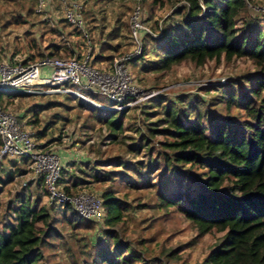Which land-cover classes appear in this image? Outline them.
Instances as JSON below:
<instances>
[{"label": "rangeland", "instance_id": "1", "mask_svg": "<svg viewBox=\"0 0 264 264\" xmlns=\"http://www.w3.org/2000/svg\"><path fill=\"white\" fill-rule=\"evenodd\" d=\"M79 1L85 8L87 7L89 21L87 31L93 45L91 58L95 63L97 62L95 67L106 73L113 72L116 60L137 49L131 34V18L137 7L144 9V20L146 26L151 27L153 37L144 39L148 48L144 59L139 62H128L134 84L140 92H144L143 97L149 96L139 102V106L148 104V100L160 94H166L170 99L180 94L186 95L188 101L194 100L199 106L204 125L209 127L210 135L211 122L229 119L231 123H239L244 120L245 112L240 105L232 108L226 105L229 89L207 91V87L212 84L227 86L233 80H238L246 87L253 86V83L248 81V76L255 71L251 61L240 59L228 63L222 60L219 64L209 62L203 67L185 62L173 66L170 71L154 70L159 67V52H161V46L156 40L161 38L162 29L167 30L170 24L176 27L182 24L184 14L175 15L176 8L181 4L161 6L154 5L153 0ZM36 8L37 0H0V64H19L26 60H38L41 54L53 52L55 46L62 48L59 57L65 59L89 54L90 45L82 34L67 25L64 20L44 21L48 20L44 17L45 14H37ZM248 8L250 16L262 20L264 0H250ZM59 16L64 17L63 11ZM240 26H243V22ZM249 33H253V25ZM72 50L77 51L74 54ZM48 72H43L42 76H50L49 69ZM69 87L71 86H67ZM82 92L85 96L88 95L87 91ZM91 98L95 104L79 96H57L46 91L42 94H16L6 98L3 105L6 111L21 117L20 121L33 134L37 145L46 147L45 149L56 154L58 151L73 154L71 157L73 161L70 162L63 176L65 183L60 184V189H63L67 183L72 185L78 182L79 185L71 190L75 195L88 194L99 199L105 189H113L127 204L129 209L124 220L116 228L100 226L104 220L95 222L101 233H104V230H114L121 241L130 244L132 250L140 253L149 264H201L209 251L217 245L222 234L214 231L199 237L193 223L181 215L176 208L158 207L156 188L150 189L146 185H138L130 189L126 183L131 177L134 181L149 177L147 169L138 170L140 163L149 165L151 162L149 155L146 152L133 154L130 152V146L134 139L138 138L137 130L140 127L144 128L149 122L162 119V115H153L152 119L146 121L143 111L155 112L158 109L143 107V111L140 108L128 111L124 119L126 131L121 135V139L114 143L110 137V130L99 120L100 116H105L99 111L101 106L111 108V104L103 98L99 99L96 96ZM80 102L84 103L83 107ZM49 104L56 106L42 109ZM35 111H37L36 117ZM36 118H39L38 123L32 124ZM40 133H44L45 136L38 137ZM164 140L163 136L155 139L154 144L159 145L154 148L156 153L152 158L163 150L161 142ZM1 158L0 155V160ZM120 161L128 162L129 165L127 167L110 165L112 162ZM0 164H3L6 172L9 170L15 172L16 169L29 170L27 163H17L14 166L13 161L8 159ZM1 170L0 168L2 175ZM111 171L119 175L114 179L115 181L101 182L94 178L98 175L102 179L103 175ZM159 175L161 176V172L153 174L152 177L153 183L158 185ZM31 178L30 173L24 175L17 173L15 179L8 185L4 186L0 182V226L12 220L9 205H15L18 196L32 193L34 199L39 196L41 205L50 209L52 218L48 226L52 228L51 237L44 249L46 264H94L97 253L94 247L98 234L96 229L75 228L69 224L68 219L73 207L68 209L57 203L52 204L46 195L48 193L45 186L33 182ZM191 184L194 186V183L190 182L186 188H190ZM179 186L176 180L168 181V188L171 190ZM42 228L47 229V226H40V229ZM133 264L142 263L135 261Z\"/></svg>", "mask_w": 264, "mask_h": 264}, {"label": "trees", "instance_id": "2", "mask_svg": "<svg viewBox=\"0 0 264 264\" xmlns=\"http://www.w3.org/2000/svg\"><path fill=\"white\" fill-rule=\"evenodd\" d=\"M153 3L161 6L181 4L176 8L175 15L184 14L181 25L176 27L170 24L167 30L162 29L161 38L156 40L161 46V52L159 67L154 70L170 71L173 66L185 62L203 67L209 62L219 64L222 60L228 63L240 59L251 61L255 71L248 76V81L253 86L246 87L238 80H233L227 86L212 84L207 87V91L229 89L226 105L229 108L240 105L245 118L239 123H231L229 119L211 122L210 135L209 127L204 125L203 114L194 100L188 101V97L183 94L171 99L166 94H160L148 100V104H136L122 111L100 109L105 116H100L99 120L107 126L110 137L117 143L126 131L124 119L128 111L135 108L143 111V107L158 109L155 112L143 111L146 121L152 119L153 115H162L163 118L149 122L144 128L140 127L137 130L138 138L130 146L133 154L146 152L149 155V165L143 162L138 167V170L147 169L149 177L135 181L131 177L126 182L128 187L134 189L135 186L146 185L150 189L156 188L158 207L176 208L193 223L199 237L214 231L222 234L201 264H264V17L260 20L250 16V0H153ZM84 8L82 17L85 30L73 29L87 40L91 58L93 45L87 31L88 12ZM64 22L69 25L65 19ZM241 22L243 26H240ZM252 25L251 34L249 30ZM146 37L153 36L141 33L142 53L130 61L139 62L144 59L148 50L144 41ZM62 51L60 46H55L53 52L41 54L38 60H26L19 64L34 63L43 58H62L59 57ZM72 51L75 54L77 50ZM80 55L77 57L79 60L85 57ZM90 63L94 67L97 64L92 58ZM13 96L0 94L2 105L6 98ZM57 96L70 95L60 93ZM80 105L83 107L84 103L80 102ZM55 106L49 104L42 109ZM18 118L21 119L20 116ZM38 121L39 118H36L32 124ZM44 136V133L38 135L40 138ZM158 136L165 138L161 142L163 150L152 158L159 145L154 144ZM2 147L0 136V154ZM7 159L13 161L14 166L27 163L29 170L6 172L3 164H0V182L4 186L11 183L17 173L32 174L33 170L27 160L4 156L0 163ZM110 165L127 167L129 164L120 161ZM65 171L62 168L59 187L65 183ZM158 172H161V176H158L159 185L153 183L152 179L153 174ZM118 177L112 171L103 175L102 179L98 175L94 176L101 182L115 181ZM170 179L178 181L179 188H168ZM190 182L194 186L191 184L190 188H186ZM37 184L45 186L41 179ZM78 185V182L72 185L67 183L62 190L72 197L75 194L71 190ZM46 191L49 197L47 188ZM100 199L106 213L104 223L100 226L116 228L123 222L129 207L113 189H105ZM66 207L72 208L71 205ZM8 209L11 210L12 220L0 226V264H46L44 249L49 244L52 231L48 227L52 221L50 209L41 205L39 196L34 199L32 193L18 196L17 203L9 205ZM72 210L69 224L75 228H95L98 233L94 245L97 250L94 264H133L135 261L149 264L140 253L132 250L130 244L121 241L114 230L101 233L97 222L86 220ZM40 226H47V229H40Z\"/></svg>", "mask_w": 264, "mask_h": 264}, {"label": "built area", "instance_id": "3", "mask_svg": "<svg viewBox=\"0 0 264 264\" xmlns=\"http://www.w3.org/2000/svg\"><path fill=\"white\" fill-rule=\"evenodd\" d=\"M55 0H37V14H45ZM64 13V19L76 30H85L82 17L83 3L78 0H57ZM264 11V8H262ZM145 12L137 7L131 18V34L136 43V50L120 60L115 61L113 72H102L90 63V55L83 59L77 58H43L29 64H0V94H69L79 96L91 104V96L105 99L111 104L101 106L108 111H122L138 104L149 96H144L134 84L129 73L128 62L142 53V32L153 35L151 29L144 23ZM45 68L50 69V76H42ZM67 86H71L67 88ZM48 88L49 90H44ZM83 90L88 95L83 94ZM101 97V98H100ZM107 107V108H105ZM117 107V108H116ZM0 136L3 141L1 157L7 156L16 160H27L31 168V180H43L49 192L52 204L71 205L76 213L86 220L101 222L106 213L101 199L88 194L68 196L59 187L62 166L58 155L40 148L33 134L24 127L18 116L4 109L0 101Z\"/></svg>", "mask_w": 264, "mask_h": 264}, {"label": "crops", "instance_id": "4", "mask_svg": "<svg viewBox=\"0 0 264 264\" xmlns=\"http://www.w3.org/2000/svg\"><path fill=\"white\" fill-rule=\"evenodd\" d=\"M84 9L86 10L87 7L84 8ZM61 10L62 9H61V6H60L59 2L57 0H55L54 3H53V7L48 12H46L45 15H44V17H46L48 20H44V21L51 20L52 22H55V21L59 20L58 22H60V21L64 20V17H60L59 16V14L62 13ZM48 69L45 68L43 70V72L44 73H49ZM49 71H50V69H49ZM57 155H58V157L60 159V163H61L62 168H64L65 170L68 169V166L70 165V162L73 161L71 159L73 154L72 153L69 154L68 152H65V151H58ZM76 157H78V156H76ZM80 158H82V156ZM81 161H82V159H81Z\"/></svg>", "mask_w": 264, "mask_h": 264}]
</instances>
